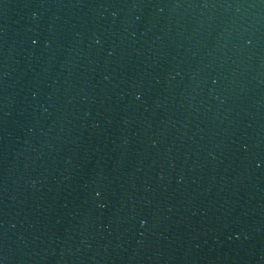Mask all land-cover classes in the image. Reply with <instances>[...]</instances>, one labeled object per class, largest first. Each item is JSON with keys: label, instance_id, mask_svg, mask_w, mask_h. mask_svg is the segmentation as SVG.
Here are the masks:
<instances>
[{"label": "water", "instance_id": "water-1", "mask_svg": "<svg viewBox=\"0 0 264 264\" xmlns=\"http://www.w3.org/2000/svg\"><path fill=\"white\" fill-rule=\"evenodd\" d=\"M0 264H264V0H0Z\"/></svg>", "mask_w": 264, "mask_h": 264}]
</instances>
